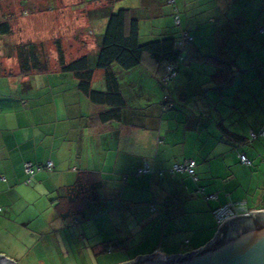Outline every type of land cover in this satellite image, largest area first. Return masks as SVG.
<instances>
[{
    "label": "crops",
    "instance_id": "1",
    "mask_svg": "<svg viewBox=\"0 0 264 264\" xmlns=\"http://www.w3.org/2000/svg\"><path fill=\"white\" fill-rule=\"evenodd\" d=\"M27 1L34 6L25 8ZM111 1L113 10L132 9L141 40L142 21L152 17L165 16L151 24L160 26L158 35L174 32L168 0ZM17 2L25 10L19 8V19L4 17L10 31L0 35V212L7 224L38 222L48 241L59 243L45 249L107 253L120 259L104 264H119L157 250L203 247L218 231L212 210L226 202L264 209V34L257 30L264 0H169L181 16L176 35L193 36L180 48L177 76L163 83L162 67L149 58L128 70L113 65L109 80L96 69L91 88L109 92L111 82L118 103L84 93L60 68L55 43L61 39L66 61L81 54L75 49L94 55L108 0ZM31 11L37 18L52 14L53 35L22 25ZM65 25L80 48L62 37ZM18 27L35 31L33 47L20 51L17 38L9 40ZM240 153L252 163H241ZM186 159L195 160L197 179L172 170ZM47 161L52 169L28 177L25 162ZM69 239L75 247L60 245Z\"/></svg>",
    "mask_w": 264,
    "mask_h": 264
},
{
    "label": "trees",
    "instance_id": "2",
    "mask_svg": "<svg viewBox=\"0 0 264 264\" xmlns=\"http://www.w3.org/2000/svg\"><path fill=\"white\" fill-rule=\"evenodd\" d=\"M171 5L173 13L174 25L179 26L181 16L177 6L174 3L167 1ZM108 9L106 13V23L104 30L98 42L97 50L94 55L82 54L70 61H66L65 50L62 47V41H56V51L60 68L63 71L72 72L79 82L80 89L89 94L94 102L99 103H118L120 97L115 90V86L110 82L109 92H101L91 88V79L93 72L96 69L106 71V76L109 80L112 73L110 68L116 65L122 69L128 70L140 65L145 58L151 59L155 64H159L163 71L161 80L166 70L168 63L174 64L176 75L171 78L173 80L177 76V62L183 59L181 55V47L186 41H193L188 31L183 30L180 36L174 33L160 34L153 40L142 41L139 35V25L137 16H132V9L119 8L113 10L111 7L112 1L108 0L105 3ZM103 5L102 3L99 4ZM258 32L264 34V25L258 26ZM10 25L5 20L0 21V35L9 33ZM41 44V43H40ZM39 44V45H40ZM36 44L34 47L38 48ZM30 46L29 43L20 45V51L25 47ZM43 46V45H42ZM33 46H30L31 48ZM29 53V52H27ZM93 57L94 62H92ZM208 58L216 59L217 57L207 56ZM168 80V82L170 81Z\"/></svg>",
    "mask_w": 264,
    "mask_h": 264
},
{
    "label": "rangeland",
    "instance_id": "3",
    "mask_svg": "<svg viewBox=\"0 0 264 264\" xmlns=\"http://www.w3.org/2000/svg\"><path fill=\"white\" fill-rule=\"evenodd\" d=\"M121 1L122 4L124 5L135 3V0H121ZM40 3L42 4L40 9L45 7L46 1H42ZM48 3H52V2H48ZM16 4H18L17 0L16 1L0 0V21L4 20V17L8 16L11 13H12L11 15H13L16 20L19 15L18 13V11L20 10L19 8H21V10H25L26 7L31 8L32 6H34L35 2L33 1L24 2L25 8L23 6L18 7ZM122 4H120V6ZM49 11L51 12V10ZM31 13L33 12L31 11L29 12V14L24 15V17L22 18L24 20V23L22 25L28 30L29 29L31 30V28L34 30H38L40 34L43 36L53 35L54 25L56 22L52 14L42 11L40 17L37 18L35 15ZM19 18L20 17H18V19ZM9 19L14 21V18H9ZM163 19H165V16H162L158 19L152 17V19L150 20L142 21L141 24L142 41L153 40L159 34L161 29L160 26H156L151 30V24L157 25L158 22H162ZM66 20H67L66 16L61 18V21L63 22H66ZM169 23L171 26L170 30L174 31L173 33L176 35L177 33L175 32L179 31L180 26L174 25L172 17H169ZM15 24L16 23L14 22V25ZM52 26L53 28H51ZM65 26L66 27L62 26V30H63L62 37L64 36L65 39L69 41L67 42L70 45L72 43L73 45H76V47L80 48L81 47L80 42H74L72 41V39H70L72 35L69 33L70 31H68L69 30L68 26L67 25ZM41 28H43L42 33H41ZM20 30L21 27L15 28L16 31L15 35L14 33H10V35L12 34V36L11 38H9V40H12V38L15 39V37L17 38L19 42L16 41V43H14V45L17 44L16 45L17 47L28 42L30 43L33 40H36L35 37H31V36H36L35 34H33L35 31H31L32 32L31 34H27L29 36L31 35L30 36L31 38L28 39L27 35ZM37 41L38 42L43 41L44 43H46L48 40H43L40 38ZM48 43L50 45L51 40H49ZM49 51H50L49 49L48 51L46 50V54ZM83 51L84 49H75V53L77 52V54L79 53L82 54ZM81 54H79L78 56H80ZM2 69H4V67H2ZM35 166H45V164H37ZM22 225L23 226H20L19 223H12L10 225L7 224V219L5 218L3 213L0 212V255H2L3 257L9 260H13L16 264H104L105 261H113L120 259V258H114L113 255H108L107 253L104 254L102 253L103 255L101 256H99L100 254L99 255L88 254L81 256L76 254L74 251H69V252L65 251L62 246H60L59 250H56V248L45 249V247L47 248L49 246L52 247L56 246L58 248L59 243H56L55 241H51V240L48 241V239H51L52 237L51 234L46 235L40 232L44 226L39 224L38 222L32 221L26 223V225L25 224ZM75 243L76 241H73V239L72 240L69 239L68 241H64V242L60 240V245L68 244L69 246L75 247Z\"/></svg>",
    "mask_w": 264,
    "mask_h": 264
},
{
    "label": "water",
    "instance_id": "4",
    "mask_svg": "<svg viewBox=\"0 0 264 264\" xmlns=\"http://www.w3.org/2000/svg\"><path fill=\"white\" fill-rule=\"evenodd\" d=\"M0 264L16 263L0 255ZM119 264H264V209L227 219L197 250L170 255L157 250Z\"/></svg>",
    "mask_w": 264,
    "mask_h": 264
},
{
    "label": "built area",
    "instance_id": "5",
    "mask_svg": "<svg viewBox=\"0 0 264 264\" xmlns=\"http://www.w3.org/2000/svg\"><path fill=\"white\" fill-rule=\"evenodd\" d=\"M176 75L175 67L174 64L168 63L166 65V70L163 75L162 82L167 83L168 80L173 78ZM262 135L264 136V132H262ZM256 134L254 132H251V137H255ZM239 159L240 162L246 165H250L252 163L251 159L244 153L239 154ZM195 160L193 159H186L181 163H175L172 166L173 171H186L188 172L193 179H197L196 172H195ZM53 167V163L51 161H47L45 163V166H35L31 162H25L24 164V170L28 177L30 178L32 175L35 174L36 171L40 169H47L50 170ZM148 171L147 167H144L139 170V172H146ZM29 178L26 181H29ZM206 197L210 199L216 198V195L214 194H208ZM2 208L0 207V211ZM250 211H254L251 209H248L245 205L244 202H233L229 201L226 202L212 210V214L218 224V230L220 229L221 225L229 218L234 217L235 215L239 214H245L249 213ZM111 248V246L109 247Z\"/></svg>",
    "mask_w": 264,
    "mask_h": 264
}]
</instances>
